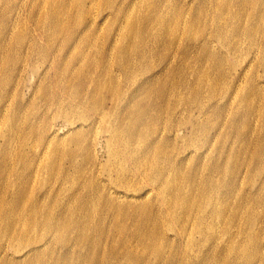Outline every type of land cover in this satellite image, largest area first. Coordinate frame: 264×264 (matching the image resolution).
Masks as SVG:
<instances>
[{
  "label": "rangeland",
  "instance_id": "374dc122",
  "mask_svg": "<svg viewBox=\"0 0 264 264\" xmlns=\"http://www.w3.org/2000/svg\"><path fill=\"white\" fill-rule=\"evenodd\" d=\"M0 264H264V0H0Z\"/></svg>",
  "mask_w": 264,
  "mask_h": 264
},
{
  "label": "bare ground",
  "instance_id": "6f19581e",
  "mask_svg": "<svg viewBox=\"0 0 264 264\" xmlns=\"http://www.w3.org/2000/svg\"><path fill=\"white\" fill-rule=\"evenodd\" d=\"M169 198L171 199V196H169Z\"/></svg>",
  "mask_w": 264,
  "mask_h": 264
}]
</instances>
